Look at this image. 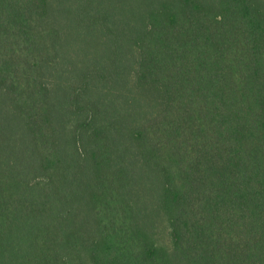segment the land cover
<instances>
[{
    "label": "trees",
    "instance_id": "16d2710c",
    "mask_svg": "<svg viewBox=\"0 0 264 264\" xmlns=\"http://www.w3.org/2000/svg\"><path fill=\"white\" fill-rule=\"evenodd\" d=\"M0 264H264V0H0Z\"/></svg>",
    "mask_w": 264,
    "mask_h": 264
},
{
    "label": "rangeland",
    "instance_id": "374dc122",
    "mask_svg": "<svg viewBox=\"0 0 264 264\" xmlns=\"http://www.w3.org/2000/svg\"><path fill=\"white\" fill-rule=\"evenodd\" d=\"M167 240V234L166 233H163L161 234V241H159L160 243H164V241Z\"/></svg>",
    "mask_w": 264,
    "mask_h": 264
}]
</instances>
